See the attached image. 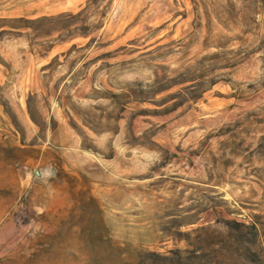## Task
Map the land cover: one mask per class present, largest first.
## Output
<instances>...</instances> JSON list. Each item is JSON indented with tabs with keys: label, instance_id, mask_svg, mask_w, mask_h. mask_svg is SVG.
I'll use <instances>...</instances> for the list:
<instances>
[{
	"label": "rangeland",
	"instance_id": "1",
	"mask_svg": "<svg viewBox=\"0 0 264 264\" xmlns=\"http://www.w3.org/2000/svg\"><path fill=\"white\" fill-rule=\"evenodd\" d=\"M0 264H264V0H0Z\"/></svg>",
	"mask_w": 264,
	"mask_h": 264
}]
</instances>
